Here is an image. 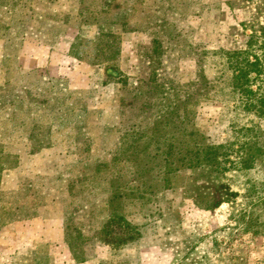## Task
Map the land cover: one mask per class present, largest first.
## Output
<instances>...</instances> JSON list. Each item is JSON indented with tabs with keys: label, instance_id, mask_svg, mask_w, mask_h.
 Segmentation results:
<instances>
[{
	"label": "rangeland",
	"instance_id": "374dc122",
	"mask_svg": "<svg viewBox=\"0 0 264 264\" xmlns=\"http://www.w3.org/2000/svg\"><path fill=\"white\" fill-rule=\"evenodd\" d=\"M251 24L264 0H0V264H264V167L165 160L179 129L264 152L220 80Z\"/></svg>",
	"mask_w": 264,
	"mask_h": 264
},
{
	"label": "trees",
	"instance_id": "16d2710c",
	"mask_svg": "<svg viewBox=\"0 0 264 264\" xmlns=\"http://www.w3.org/2000/svg\"><path fill=\"white\" fill-rule=\"evenodd\" d=\"M249 31L243 48L222 52L224 70L220 80L228 89V95L232 96L235 110L264 120V27L255 28L251 24ZM178 131H181L182 140L173 142L175 134L172 133L173 137L165 145V160L169 171L171 167L206 168L209 173L220 177L228 170L240 172L258 166L264 167V152L257 142V129L240 128L239 133H251V137L245 142L227 146L207 144L194 131ZM260 186L261 196H257L258 201L244 210L242 216L244 228L254 231L255 235L258 234L257 227L262 224L256 212L264 210V182Z\"/></svg>",
	"mask_w": 264,
	"mask_h": 264
}]
</instances>
